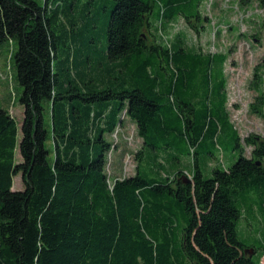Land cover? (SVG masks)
Masks as SVG:
<instances>
[{"label":"trees","instance_id":"trees-1","mask_svg":"<svg viewBox=\"0 0 264 264\" xmlns=\"http://www.w3.org/2000/svg\"><path fill=\"white\" fill-rule=\"evenodd\" d=\"M202 1L106 0L107 45L92 60L79 57L92 42L62 22L74 2L0 0L23 107L20 139L0 108V264H260L264 227L246 243L238 224L264 221V137L233 125L228 56L165 35L179 18L198 32ZM252 75L249 112L264 118V68ZM125 118L143 147L136 172L110 184L107 136ZM229 143L238 158L220 167ZM147 148L155 161L142 167Z\"/></svg>","mask_w":264,"mask_h":264},{"label":"rangeland","instance_id":"rangeland-1","mask_svg":"<svg viewBox=\"0 0 264 264\" xmlns=\"http://www.w3.org/2000/svg\"><path fill=\"white\" fill-rule=\"evenodd\" d=\"M41 2V0H36ZM72 2V0H68ZM111 2V0H108ZM74 2V3H73ZM73 10L63 15V24L68 27L75 23L78 32L79 43L90 41L93 48L86 50L81 48L82 54L88 52L92 60L102 54L106 49V22L107 15L111 11L108 2L99 0H75ZM200 12L205 18L203 26H198V32L193 31L183 19L179 18L168 27L165 35L168 39L183 31L189 42L196 44L202 52L225 53L228 59L225 63V73L228 79L227 95L228 109L231 120L237 128L240 136L244 138L249 133H256L264 137V118L257 117L249 112V104L254 100L256 93L250 88L254 74V67L260 65L264 68V3L261 0H204ZM62 19V18H61ZM155 21V17H151ZM89 24L92 28L89 29ZM155 28V27H154ZM69 38H71L69 36ZM16 46L11 42L0 45V108H7L18 123V139L21 138L20 125L23 118V107L19 104V96L22 88L15 78V66L12 54ZM87 53V54H88ZM111 143V151L106 154L104 171L110 184L115 178L131 176L136 172L137 161L135 154L143 147L141 138L137 135L133 122L125 119L124 124L115 132L107 136ZM247 155L250 148L247 149ZM216 152V151H215ZM217 153L220 167H230L238 158V154L232 150V144L223 145ZM159 160L166 162V152H158ZM155 153L147 148L142 167H148L155 161ZM18 148L15 150V160L21 162ZM184 161L189 163V157ZM216 162V161H215ZM221 162V163H220ZM189 165V164H188ZM190 167V166H189ZM212 165L203 168L205 177H210ZM21 174L13 178V190L24 188ZM241 220L238 237L246 243L254 242V237L260 238L264 227L263 220ZM242 230V226H245ZM260 264H264V256Z\"/></svg>","mask_w":264,"mask_h":264},{"label":"crops","instance_id":"crops-1","mask_svg":"<svg viewBox=\"0 0 264 264\" xmlns=\"http://www.w3.org/2000/svg\"><path fill=\"white\" fill-rule=\"evenodd\" d=\"M126 119V118H125ZM263 258V257H262Z\"/></svg>","mask_w":264,"mask_h":264},{"label":"bare ground","instance_id":"bare-ground-1","mask_svg":"<svg viewBox=\"0 0 264 264\" xmlns=\"http://www.w3.org/2000/svg\"><path fill=\"white\" fill-rule=\"evenodd\" d=\"M249 255V254H248Z\"/></svg>","mask_w":264,"mask_h":264}]
</instances>
